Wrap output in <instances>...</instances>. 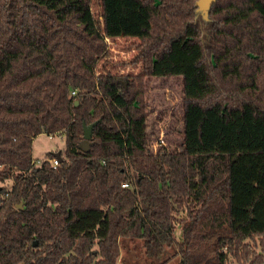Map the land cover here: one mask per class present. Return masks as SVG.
Wrapping results in <instances>:
<instances>
[{"label":"trees","instance_id":"16d2710c","mask_svg":"<svg viewBox=\"0 0 264 264\" xmlns=\"http://www.w3.org/2000/svg\"><path fill=\"white\" fill-rule=\"evenodd\" d=\"M196 2L0 0V264H117L123 238L151 264H264V0ZM172 78L181 140L154 153L147 82ZM40 134L65 139L55 167Z\"/></svg>","mask_w":264,"mask_h":264},{"label":"rangeland","instance_id":"374dc122","mask_svg":"<svg viewBox=\"0 0 264 264\" xmlns=\"http://www.w3.org/2000/svg\"><path fill=\"white\" fill-rule=\"evenodd\" d=\"M98 17L100 14L98 4H94L93 10ZM133 39H108L107 46L110 51V61L112 63H125L132 60L136 54ZM107 68L114 73L128 72L136 74L139 65L127 67L117 65L116 68L107 64ZM147 101L149 107V130L155 133L151 136V143L156 141L158 135L164 134V144L168 149L173 150L181 140V120H182V99L181 80L172 79H150L147 82ZM157 132V133H156ZM65 139L63 136H50L40 134L33 139L32 151L35 160H43L48 154L64 153ZM10 182H8L9 185ZM121 259L117 264H151V260L144 255L142 241L123 238L120 240ZM258 250V249H257ZM172 250H168L161 261L166 259ZM178 257H174L168 264H176ZM229 264H237L230 261Z\"/></svg>","mask_w":264,"mask_h":264},{"label":"water","instance_id":"95a60500","mask_svg":"<svg viewBox=\"0 0 264 264\" xmlns=\"http://www.w3.org/2000/svg\"><path fill=\"white\" fill-rule=\"evenodd\" d=\"M214 2L215 0H197L196 6L201 9L204 19L207 18L208 11ZM75 105H77V102H75ZM95 125L96 123L91 125H83V141L79 145L83 152H86L89 147V140L92 137V129ZM54 157H56L58 160H61V153H55ZM17 206L22 207L21 204H18Z\"/></svg>","mask_w":264,"mask_h":264},{"label":"built area","instance_id":"2783aa9c","mask_svg":"<svg viewBox=\"0 0 264 264\" xmlns=\"http://www.w3.org/2000/svg\"><path fill=\"white\" fill-rule=\"evenodd\" d=\"M72 94H74V91H72ZM163 144H164V134H162V135H158V136L156 137V141H155L154 143H151V148H152L153 152L156 153V149H157V147H158V146H161V145H163ZM40 161H41V160H39V161L37 160V161H36L37 164H39ZM58 162H59V160H58L56 157H54V158L50 161V164H51L53 167H55V166L58 164ZM119 186H121V188H127V187H129V185H128L126 182L122 181V180L119 182Z\"/></svg>","mask_w":264,"mask_h":264},{"label":"crops","instance_id":"0c3cea01","mask_svg":"<svg viewBox=\"0 0 264 264\" xmlns=\"http://www.w3.org/2000/svg\"><path fill=\"white\" fill-rule=\"evenodd\" d=\"M119 256H120V255H119ZM119 259H121V256L119 257ZM119 259H118V260H119ZM117 263H118V262H117Z\"/></svg>","mask_w":264,"mask_h":264}]
</instances>
